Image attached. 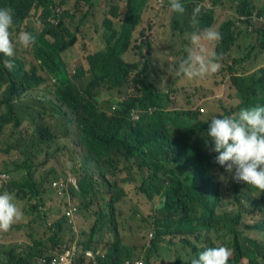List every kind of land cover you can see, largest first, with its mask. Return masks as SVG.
<instances>
[{"label": "trees", "instance_id": "16d2710c", "mask_svg": "<svg viewBox=\"0 0 264 264\" xmlns=\"http://www.w3.org/2000/svg\"><path fill=\"white\" fill-rule=\"evenodd\" d=\"M100 1L75 0V5L84 3L92 9ZM150 1L125 0L123 12L111 6V16L104 19L105 49L94 53L83 49L87 54L68 64L63 56L78 42L77 33L64 22L69 13H62L56 25L49 22L64 0H0V8L14 11L13 42L22 31L37 37L32 48L38 62L27 69L17 54L18 44L13 57L0 53V175L8 176H0V193L25 200L29 223L39 222L34 233L28 232L29 243L0 242V264H50L53 255L72 246L78 248L77 264H131L138 259L158 264L154 259L166 238L178 245L176 264H191L200 252L217 246L231 251L228 264H264V219L254 224L262 238H252L242 226L246 216L264 213V199L244 195L258 191L232 179L215 162L218 153L210 151L211 139L206 135L212 118L264 106V24L253 18L264 15V2L232 0L236 16L216 26L214 8L223 0H181L185 12L176 13L180 20L174 21L171 31L186 35L189 47L194 31L217 27L222 37L213 45L221 64L213 85L220 90L205 87L208 91L203 93L214 96L217 105L213 103L214 115L206 116L204 109L175 107L171 94L179 90L162 91L148 72L151 37L142 32L134 39V33ZM157 2L169 9L168 0ZM194 9H199L197 24L187 29ZM35 13L40 14L36 23L44 26L40 36L35 27L26 26ZM130 48L137 61L125 60ZM183 53L176 67L186 57ZM9 61L12 68L5 66ZM193 99L187 105L193 106ZM63 138L70 142L61 144ZM69 147L79 158L72 168L76 180L69 185L68 177L60 176L68 185L59 194L52 186L55 178L35 174L36 160L42 153L48 160ZM13 148L19 154L15 159L7 156ZM129 184L152 206L136 224L145 237L137 235L138 243L127 242L121 234L127 218L123 220L118 204L127 196ZM49 187L66 208L90 210L84 230H76L78 218L71 221L64 209L54 212L59 208L47 206L44 194ZM65 231L66 240L61 237ZM87 250L91 256L85 254Z\"/></svg>", "mask_w": 264, "mask_h": 264}, {"label": "rangeland", "instance_id": "374dc122", "mask_svg": "<svg viewBox=\"0 0 264 264\" xmlns=\"http://www.w3.org/2000/svg\"><path fill=\"white\" fill-rule=\"evenodd\" d=\"M61 0H57V2H60ZM257 2H264V0H256ZM105 3V4H103ZM163 3V2H161ZM161 3L157 2V0H151L149 2L150 7H147L145 11L143 12L142 16V22L137 27L135 33H134V39L138 38L142 32H144V35H148L151 38L153 50L151 52V68L148 70L149 74L151 75L153 81L157 83V85L160 87V89L164 92H170L169 90L172 88H177L179 90L177 93L169 94L172 95L174 98V106L178 109L181 108H187L188 110H199L204 109L205 115H214L211 113L212 107L214 106V102L217 105V101L212 102V99H214V96L212 95H205L203 96V93L207 92L208 90L205 87H213L214 89L220 90V87H216L213 85V83L217 80H219V77L213 75H209L203 80L195 79L192 81H189L183 77H179L176 75V65L175 63L181 59L184 55L183 51H186L185 49L188 48V37L186 35L182 36L180 35V31H171L172 24L174 23L177 18L180 20V15H176V13L171 12L170 9H167L164 7ZM125 4V0H102L100 3L95 6L92 9H89L84 3H82L80 6L75 5V0H64V4L62 6L57 5V11H55V16L49 18L50 24H58L60 15L62 13H69L68 16L65 17L64 22L65 24L70 28V30L73 33H77L78 42L75 47H73L72 52H68L64 54L63 57H65L66 62L69 64H73L74 60L77 58H81V56L86 55L87 52H84L83 49H86L88 52H96L100 50H104L106 46V41L104 38V34L106 32V29L104 27V19L107 16H111L110 9L111 6L117 5L119 8H122ZM214 11L216 13L217 23L216 26H219L222 24L225 20L230 19L234 16H236V3L232 0H223L220 4L215 6ZM123 12V11H122ZM120 12V13H122ZM34 14V13H33ZM36 14V13H35ZM87 14L85 17V23L84 25L77 30V27L79 26V22L83 20L84 15ZM40 14L37 13L35 16L30 17L28 20L27 27H35V32L37 34L42 33L43 25L41 23L37 24V17H39ZM37 18V19H36ZM114 20V18H112ZM191 22L186 24L187 29L191 26ZM115 26L118 27L119 24L115 22ZM217 30V27L214 29ZM190 31V30H189ZM191 34V33H190ZM254 37V36H253ZM185 39V40H184ZM247 41V40H246ZM245 41V42H246ZM244 42V44H245ZM254 42V41H252ZM134 43H137L135 41ZM241 43V42H240ZM191 44V43H190ZM243 45V43H241ZM134 45V44H133ZM209 50L214 51L213 45H208ZM75 51V52H74ZM170 53H172L170 55ZM19 58H22L26 61V68L29 69L33 64H37V59L34 58V51L32 46L29 48H23L21 46L18 47L17 52ZM63 55V54H62ZM178 59V60H177ZM125 60L126 61H137L138 57L135 55L134 49L130 48L128 52L125 54ZM144 60V58L142 59ZM70 64V65H71ZM264 65V62L261 64ZM53 80H49V84L51 85V82ZM82 84V81L78 80V84ZM203 83V84H202ZM195 87V88H194ZM206 89V90H205ZM217 98H220L222 93L217 94ZM176 97V98H175ZM194 105L190 106L187 105V101L190 98H193ZM183 106V107H182ZM60 133V132H58ZM70 140H67L66 138H63L61 140V144H68ZM0 146L2 147L3 144L0 143ZM54 149V148H53ZM18 151L16 149H11L9 153H7V156L10 158H17L18 157ZM1 160V159H0ZM78 160L77 154L72 152L70 147L64 148V150H60L58 154L56 153L53 155L50 159L45 160L44 154L42 153L40 155V159L36 160V164L38 169H36V175L38 178H42V176H46V174L49 175V180L56 178V177H68L70 182H75L76 177L75 174L72 172V168L74 167V164L78 166ZM54 169V170H53ZM123 175H120V177ZM115 177H111L113 179ZM52 181V180H51ZM129 191L125 199L121 200L118 204V207H120L123 212V216L125 220V227H122V235L125 238L127 242L134 241L138 243L137 241V235H139L142 240H145V237L142 236V232L138 231L137 225L141 221V217L143 215H149L151 212V204L147 202V199L144 197L143 194L139 193L134 187L133 184L127 185ZM57 194L50 189L47 192H45L44 197L46 200V204L48 207H52L54 210L58 207L59 210H55L54 212H58L64 209L65 210V204L62 201H59ZM245 196L248 197H255L260 198L263 197L264 199V192L263 193H245ZM261 200V199H260ZM17 205L22 208L24 216L21 221L14 224L9 232L7 233H0V242L6 243L8 245H14L16 243L23 244L29 243L31 241V237L28 234L34 233L37 228L39 227V222H31L29 221L32 219H27L29 215H27L26 207H29V204L26 203L25 200L16 201ZM68 202V200H67ZM97 206V203L93 205ZM60 208L62 210H60ZM90 214V210H81L78 214V216L75 218V220L78 218V222L76 224V230L78 232L81 230H84L86 228L85 226L86 221L88 219V215ZM264 219V213L260 214V212L254 214L253 216H246L245 222L243 223V227L247 230L248 235L252 238H262L263 232L254 226L255 222L257 220ZM256 220V221H255ZM23 221H27L28 224H23ZM39 221V219L37 220ZM51 221V218H50ZM49 221V222H50ZM23 224V225H18ZM44 227L40 229V231H43ZM48 232L50 231L49 228L47 229ZM135 232V236H134ZM51 234V231H50ZM61 236L64 240L67 239L69 233L67 231L62 233ZM150 235V234H149ZM177 241L178 239H174ZM164 241H166L165 246H160L158 250V254L154 261H156L158 264H176V245L171 241V244L167 243L170 241L168 238H166ZM0 243V245H1ZM151 243V241H150ZM7 248H10L7 247ZM139 249H142L141 247ZM20 251V249H18ZM145 250L142 252V256L145 254ZM183 254H185V251H181ZM165 260V261H163ZM246 261V260H245Z\"/></svg>", "mask_w": 264, "mask_h": 264}, {"label": "clouds", "instance_id": "9594fccd", "mask_svg": "<svg viewBox=\"0 0 264 264\" xmlns=\"http://www.w3.org/2000/svg\"><path fill=\"white\" fill-rule=\"evenodd\" d=\"M168 3L171 12H185L181 0H168ZM198 12L199 9H194L193 27L197 24L195 16ZM13 24V9L0 8V53L6 57L15 55L16 44L29 48L37 40L33 33L22 31L14 43L10 31ZM221 38V34L211 27L191 33V47L186 48L187 55L180 61L176 75L192 81L217 73L221 68L220 57L209 50L208 45H214ZM5 66L12 68L13 64L9 61ZM206 135L211 139L210 151L218 153L215 162L224 166L225 171L232 174V179L246 183L258 193L264 192V106L241 108L233 115L214 117ZM15 200L13 193H0V233L9 232L23 219V210ZM231 255L226 246L208 247L198 254L197 259H192L191 264H228Z\"/></svg>", "mask_w": 264, "mask_h": 264}, {"label": "built area", "instance_id": "2783aa9c", "mask_svg": "<svg viewBox=\"0 0 264 264\" xmlns=\"http://www.w3.org/2000/svg\"><path fill=\"white\" fill-rule=\"evenodd\" d=\"M254 21L260 22L264 24V15H257L254 14ZM2 177H8L6 174H2ZM52 186L58 189L59 194H64L66 191L64 190L65 187H67V181H65L62 177H56L52 180ZM70 181L68 179V183L70 185ZM65 213L68 218H70L71 221H74L75 218L78 216V208L76 206H71L65 209ZM78 248L76 246H72L68 249H66L64 252L56 253L52 256L50 264H77L78 260ZM87 256H91L92 252L90 250H87L85 252ZM130 264V263H127ZM131 264H144L143 260H134Z\"/></svg>", "mask_w": 264, "mask_h": 264}, {"label": "crops", "instance_id": "0c3cea01", "mask_svg": "<svg viewBox=\"0 0 264 264\" xmlns=\"http://www.w3.org/2000/svg\"><path fill=\"white\" fill-rule=\"evenodd\" d=\"M120 9L123 11V10H124V6H123L122 8H120ZM263 62H264V60H263ZM263 62H262V63H263ZM263 66H264V65H263Z\"/></svg>", "mask_w": 264, "mask_h": 264}]
</instances>
